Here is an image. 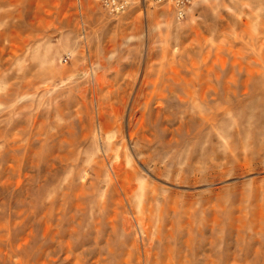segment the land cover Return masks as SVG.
<instances>
[{
  "label": "rangeland",
  "instance_id": "1",
  "mask_svg": "<svg viewBox=\"0 0 264 264\" xmlns=\"http://www.w3.org/2000/svg\"><path fill=\"white\" fill-rule=\"evenodd\" d=\"M0 264H264V0H0Z\"/></svg>",
  "mask_w": 264,
  "mask_h": 264
},
{
  "label": "built area",
  "instance_id": "2",
  "mask_svg": "<svg viewBox=\"0 0 264 264\" xmlns=\"http://www.w3.org/2000/svg\"><path fill=\"white\" fill-rule=\"evenodd\" d=\"M101 7L111 15H119L124 13L129 9L134 3L135 0H95ZM144 5H150L155 7L167 6L170 7L177 20H182L187 9L196 1V0H138Z\"/></svg>",
  "mask_w": 264,
  "mask_h": 264
}]
</instances>
